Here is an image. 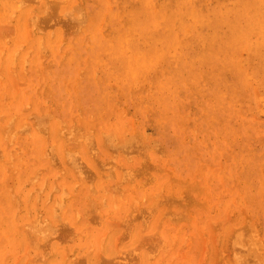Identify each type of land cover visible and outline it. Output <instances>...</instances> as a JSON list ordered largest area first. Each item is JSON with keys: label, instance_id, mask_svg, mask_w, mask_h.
Masks as SVG:
<instances>
[{"label": "rangeland", "instance_id": "374dc122", "mask_svg": "<svg viewBox=\"0 0 264 264\" xmlns=\"http://www.w3.org/2000/svg\"><path fill=\"white\" fill-rule=\"evenodd\" d=\"M17 1L19 4L20 0H1L2 3L8 4L7 9H9V12L7 10H0V16L2 17L0 18V30L2 31V29L5 30L6 28L8 30V27H10V25H13L12 27L14 28L13 31L9 28L13 34L8 37H3L6 40H2L3 38L0 39L4 42L3 43L2 41H0V77H2L0 78V89L2 90V92L0 90V156L3 159L1 157L0 158L2 160H8L11 157V161L8 160L9 163L7 161L8 164H4L0 159V194L2 193L4 196L11 194V196H8V199L5 197V201L7 202L5 204V207L3 206L0 208V217H10L9 220L4 219L5 222H14L12 227L10 228L9 226V230L6 231V235L8 234L9 236L13 232L14 235H11V237H13L11 238L9 236H6L8 238L7 241L3 239L6 242H2V246L3 244H5V246L1 247L0 250V264H13V256L18 254L19 258L15 259L14 264H48V262L50 264H72L71 260L73 264H97V259L99 260L102 258L103 259L101 261L104 262L105 260L108 262H110L111 260L113 262L115 260V262L119 261L121 264H129V260L125 262L123 261V258H126L125 256L129 257L128 253L130 252L129 250L131 248L133 249V251H145L144 253H147L148 255L147 257L145 254V258L149 260V264H264V140H261L262 138H264V126H262L264 125V63H262L264 62V59H262L264 58V42H262L264 41V35H260L258 32L261 26L264 27V25H262V23H264V20H259L258 23V19L260 17H264V2H262V5L257 6L254 4L259 0H251V2H248V0H169L171 3L168 0H147V2L145 0V5H147L145 7L144 0H64L65 4L62 2L63 0H36V2L32 0L33 2L30 1L32 3H30L29 0H21L23 4L24 1H27L24 5L22 3H20L22 5H17ZM45 1L49 6L47 4H44ZM48 1H50L51 3L53 2V4H57L58 2V8L56 7L57 10L55 9V7H53L54 9L51 8L52 4L48 3ZM61 2L63 4H60ZM226 3L229 5V8H231V10L228 8V5ZM237 4H239L240 6H238ZM16 5L20 7L16 8ZM73 5L75 8L70 7ZM169 5L170 9L168 8ZM181 5L185 6L188 10L186 12V15H188V17L185 15V18L183 17L182 19L184 23L190 25L189 27L191 28L189 32H183V35H179L178 32H180V30L176 29L181 24L179 23ZM190 5L191 8H189ZM192 5L194 8L192 7ZM44 6H46L49 10H56L54 12L57 13L54 14L53 11L45 10L46 7ZM135 6L137 9L135 8ZM79 7L80 10L77 11L76 9H79ZM139 8L142 10H140ZM206 8L207 10H204ZM10 9L16 10L15 12L13 11V16H10L9 14L12 12V10L10 11ZM64 9L67 11L61 13L62 11H64ZM99 9L101 15L103 16L101 19L103 21L101 22L100 20L98 21V24H96L95 34L99 41L106 40L112 35V29L111 27H107V25L105 24L106 21L109 22H107L108 25H116V27H119L120 29L122 25H125L127 23L126 21H128L129 17H131L135 22H140L142 25L144 23L143 20L146 19L145 17H147L148 15L160 16L163 13V15H168V18L172 17L170 18V26L171 30L176 33V35L175 40L173 38V42L171 40V43L174 44L175 42H179L182 40L180 45H174L173 47L172 44L167 43L168 41L164 37L166 36L164 34L151 36L152 34L146 33V35L148 34L147 36L144 35L141 38H138L136 36L137 29L139 28L137 24V28L135 26L133 27V38L129 37L127 39V41L129 39L133 40V44H137L139 40L137 47L134 44V47L136 48L133 47V50H128L127 48H125L123 49V51H121V54L116 53V57L119 58L116 59L115 62H118L120 64L130 62V67H128L129 65H127L123 68L124 77L131 76L133 72H135L136 67L146 66V72L148 73L150 78L156 80V84L154 87H162V91H160V89L159 92L156 91V93L152 95V98H148L147 94H143V92L141 91L143 100L139 96H135V100L128 99L127 97H124L117 93V91L114 89V87H116L115 81H112L114 83L110 82L108 85L104 86L106 90L105 99L108 98V100L104 103H101L104 106V110H100L101 112L91 108H85L82 105V102H80V97L83 95L89 101V106L92 104V102L98 95L99 88L97 80H99L101 76H105V73H107L104 70L101 58H97L100 61L93 62L91 63L92 65L88 62L89 56L96 55L97 53L96 51L90 49L92 48V39L90 36V27L92 25V22H90V20L93 19L94 14H97V10ZM131 9H134V11ZM225 9L229 11H225ZM156 10H158V13L155 12ZM72 11L74 12L76 20L72 19L74 21L72 22L71 20L72 23H70L71 18L68 17H70ZM199 11L203 13L201 14ZM218 11L220 14L218 13ZM241 11L242 13H240ZM67 12H69L70 14L66 15L65 13ZM194 12L197 13L198 17H196L197 15ZM20 13L22 14L17 17V15H19ZM225 13L227 14L225 15ZM44 14H50L48 16L53 15V17L55 18H52V20L51 17L47 18V16L45 17ZM64 14L66 15V17H64ZM76 14L77 16L79 15L80 19L79 17L77 18ZM40 15L44 16L45 18H42V16ZM239 15L241 17H239ZM38 16L41 18H39ZM125 16L127 18H125ZM138 16H140V19L138 18ZM36 17L38 19H41L40 22H45L46 18L49 19L50 22L47 21V23L49 22L48 25L50 24L49 27H47L48 25L46 24L47 26H45V28H42L39 23V28L43 30L41 32L38 28L39 25L37 27L33 25L34 20L36 21ZM190 17L193 19V23L194 20L198 21H195L197 24L194 23V25L196 26H192L191 24L193 23L189 24L191 22ZM194 17H196V19ZM254 18L257 19L258 23L254 28L256 31L250 27V25L256 23ZM4 19L6 21V25L8 24L9 26L3 28V26L5 25H2L5 22ZM29 19L30 21L33 20L32 22H30L33 24L28 23V25L30 24V27H28H34L32 29H28L30 31L32 30L31 33L33 34L29 33V37L31 35L32 36L30 38H27L28 35L26 31V24ZM81 19L83 21H80ZM198 19L204 21L203 24L201 21L199 22ZM203 19H208L209 23H211L213 20V22L210 24L211 26L209 25L210 27L208 26V28H202L205 24V20ZM219 20H221V22ZM222 21L224 23H222ZM228 21L229 25L227 26ZM56 22L57 24L62 25L58 26L57 24H55ZM159 22L161 23V20H159ZM219 22L222 24H219ZM75 23L78 25H76ZM20 24H22V27ZM64 24H66V26ZM88 24H91L90 27L88 26ZM16 25H18V27ZM215 25L217 26L215 27ZM139 26L141 25L139 24ZM37 28L39 29V31H37ZM209 28H213L215 31L212 29H210L209 31ZM68 29L71 30H69L70 32L68 31L67 33ZM240 29H242V31ZM20 30L21 32H19ZM49 30L51 33L49 32ZM202 30L207 35L204 36L199 33ZM11 31L9 32L10 34ZM62 32H64L63 34L65 36L62 34ZM7 33L8 32L6 31L3 34L6 35ZM18 33H20V38L19 35H16ZM23 33H25L24 37H22ZM208 33L212 37L215 36L210 39L211 42L209 40L211 36L208 37ZM215 33H217V35ZM233 33L234 35H232ZM243 33L245 35H243ZM225 34L227 36L226 38H223L222 36H225ZM251 34H253V36ZM228 37L231 39H229ZM242 37L246 43L244 42ZM203 38L205 39V41ZM216 38H220L222 42L221 40L220 42H217L218 40ZM240 38L241 40H239ZM163 39H166V41H163ZM235 39L237 41H235ZM160 40L162 41L160 42ZM149 41H151L152 44H150ZM154 41L156 43H154ZM38 42L42 43V45H37ZM187 42H189L190 45ZM212 42L214 43V45ZM145 43H147L148 45H146ZM162 43H167V47L165 46L164 48V45H162ZM206 44L208 48H205ZM57 45L58 47H56ZM2 46H4V48ZM17 46L20 47L17 49V52H15L17 54L15 55L14 53V56L10 55L11 53H13L12 51H14L16 49L15 47ZM39 46L40 48L42 46V48L45 49V54L39 53ZM150 47L151 49H149ZM209 47L210 50H208ZM160 50H162V52ZM171 50L172 53H170ZM184 50H186L187 52L185 53ZM200 50H203L202 52L205 51L206 53H208H202ZM248 51H250V53ZM247 52L249 54H247ZM124 55H126L127 58ZM12 57H14L13 62H15L13 66H11ZM227 57L231 61H227ZM77 58H80L81 60L79 62H76ZM9 60H11L10 66H8ZM22 61L23 63H27L23 64ZM185 61H188L189 63ZM38 63L41 64V69L39 68L40 65ZM187 64H191L192 66L189 65L190 67H188ZM22 67H24L23 70H21ZM8 69L12 73H14L15 77L13 75H10L11 77L8 75ZM34 69L35 71L37 70L38 74L34 71ZM234 70L239 71L242 76L246 74V77L244 76L243 79L239 72H236ZM22 71L25 72V76L22 74ZM124 72L128 73L125 74ZM20 74H22V76ZM232 75H235L236 77ZM23 77H25V79ZM11 78L15 79L18 83L21 84H17V86L20 85L19 87L15 85L18 90L12 88L10 91V88L13 86L12 83H15V80L14 82H11ZM86 78L90 79L94 83V85L92 84L91 87L87 85L84 86L83 83L85 82ZM226 80L229 81L227 82ZM246 80L248 83L246 82ZM236 81H238L239 84L242 82L240 84V86L242 87H240L238 85V82L236 83ZM8 82L10 83V86L12 85L11 87L8 86ZM64 82L66 83L65 85H63ZM61 84L63 86H60ZM85 88L90 91V97L84 93ZM232 91L235 92L233 93ZM223 92H225L226 94H224ZM1 93H3V95ZM94 94L95 97H93ZM229 96L231 99L229 98ZM221 97L223 98L221 99ZM233 97L234 99H232ZM126 98L127 100H125ZM2 100L5 101L1 102ZM42 100L43 102L45 101L44 104L42 103ZM232 100H234L235 102ZM27 102L29 103L27 105L28 107L26 106L27 110L25 111L26 107H24L25 105L23 106V104H27ZM232 103L237 105H233ZM1 104H3V107ZM21 104L22 107H20ZM4 105L8 108L3 109L5 108ZM149 109L151 111H149ZM45 113L49 114L50 116V118L48 117V120H45L46 118L44 119ZM184 114H186L187 116L185 117ZM32 115H34L35 118L32 117ZM42 115V119H44L46 122L48 121V123H46V126H44L45 124H42L43 120L40 124V121H38L37 119ZM45 116L47 117L48 115ZM52 117L55 118V120ZM10 119L11 121L8 122ZM39 120L41 119L39 118ZM58 120L60 121V125L57 124ZM22 121H24V124L22 123ZM130 121L131 123H129ZM36 122H39V125ZM21 123L23 124V130L25 126L26 129L28 127L30 128H28V134L24 132L26 129L22 131V129L20 128ZM61 123L64 124L62 125ZM10 125L13 126H11L13 128H11V132L9 130L10 133H12V130L16 131L17 129H21V131H19L21 132L20 134H18V132L15 135L18 130L16 132H13V135H15V140H9V137L6 138L7 136L4 135V133H6L5 129L4 132H2L3 130H1V128H4V126H6L8 131ZM72 126H74V130L77 129L75 130V132L73 131V133ZM57 127H59L60 131H62L61 133H64V128L66 132L69 131L67 132L68 134H75L76 132H80L81 138L80 136H77L78 140L76 139V137H74L73 139L71 138V134L67 137V139H69V142L67 141V143H65V140H67L66 137H64L65 139L60 135L59 137H56L55 134L51 132L52 128H54L56 131ZM126 129L128 132L126 131ZM124 132H126V134H124ZM24 133L25 135H21ZM90 133L91 138L93 139L94 137L92 143L93 146H90L92 142V139H89ZM101 133H104V138L107 134H110L109 136L107 135V138H105L106 144H110L111 149L109 151V146L107 147L108 149L102 146L105 144V139L102 138ZM7 134L9 135V133H6V135ZM64 134L65 136L68 135L66 133ZM123 134L124 138L126 137L125 139H129V137L132 138L129 139L130 142L128 144H125L126 149L122 147L123 145H121L124 143V141H128V139L124 141L121 140V136H123ZM142 134L145 135V138L143 136L141 137ZM42 135L46 136L44 141H46L47 145L44 144L45 142L43 141ZM85 135L89 136H87L86 138L91 141L90 143H88L87 139H82V137H84ZM9 136H11V134ZM257 136L260 138H258ZM139 137L143 139L142 142ZM135 138L138 141H136ZM79 139L81 141H79ZM102 139L104 141H102ZM110 139H113L114 141H111ZM131 140H134L138 143L141 142V144H139L141 146H147L148 149L142 146V149H146V151L144 150L145 152H143L145 153V156L141 155L142 152L139 148H137L139 149V151L137 149H134L135 151H138L136 152L139 154V156L132 155L136 153L134 150H130L133 149L131 148L133 147L132 145L136 147L138 144L136 143L137 145H131ZM84 141L86 143L84 144L86 145V149L87 146H90L91 149H94L95 147L97 148L94 151L95 155L92 156L93 151H90V148L88 149L90 151L89 153L85 150L82 143ZM111 144L113 146H111ZM128 145H131L130 149L127 148ZM37 146H39V151ZM50 146H52L53 150L48 149ZM62 146L65 147V153L62 150ZM116 147H119L120 149H115ZM121 148H123L125 151L122 152L123 149ZM127 149H129L130 152H128ZM156 149H158L159 151ZM49 150L54 151L51 153L52 155H50ZM114 150L117 151H115L117 154H114ZM126 151L130 153V155L128 153L123 154ZM8 152L10 153V157H8ZM66 152L69 155H66ZM160 152H163V156ZM64 154L67 156V160L68 157L69 160L71 159L70 156L73 158L70 160L71 162L69 160V162L66 160V156ZM72 155H77L80 157V159L78 158V160H76L77 157L74 159L75 156ZM124 155L129 156L126 157L127 160L124 159ZM146 155H148L149 158H146ZM50 156H52V158L54 156L59 163L56 161V159L53 160L54 158H50ZM91 156L93 159L91 158ZM113 156H116V163L112 161L113 163L111 166L109 163H111V160L114 159ZM36 157L37 159H35ZM111 157H113V159H111ZM130 158L132 159L131 162H129ZM147 159H150L148 160L149 164L145 163ZM75 160L78 162H76ZM79 160L83 162L81 163L83 165L79 163ZM64 161H66V164L69 163V167L64 163ZM75 162L78 164H75ZM107 162L109 163L107 164ZM71 163L74 164L75 169L79 164L81 166H87L82 168L81 171L85 169L86 173H91L92 177L94 174V176L97 177H94L95 180L93 179V185L91 183L93 189L91 188V186L90 188H88L90 194H88L89 191L87 190L88 184L85 182L86 180L84 181L86 177L83 179L84 176L82 175V173V177L81 175H79V178H81V180L75 177V174L77 175V172L80 174L81 171L79 172L78 170L81 169V166L79 167V169H76V171L72 168L73 165ZM144 164L147 166H145ZM201 164L205 165L202 166ZM96 165L99 166V169L100 167H102L101 169L104 170V172L101 169L100 170L103 174H99L100 170L96 168ZM150 165L152 166L151 168L148 167ZM55 166H58V169H61L62 172H59L57 169H55ZM108 166L111 167V170L112 168H114V171H112L113 173L109 172L111 170H109L110 168ZM116 166H119L121 170ZM141 166L143 168H141ZM43 168L44 170L38 171L39 169ZM139 168H141V170L144 169V171L139 170ZM148 168H150V170ZM155 168H159V170H164L165 168L166 170H164L163 172H159V170L156 169L158 171L157 172L156 170H154ZM169 168L172 169L170 170ZM90 169L91 171H89ZM128 169L130 171L132 169L139 170H134L136 171L135 174L137 172L139 173H137L138 175L136 174L137 178H135L134 172L133 178V176L131 175L132 171L130 172ZM198 169L201 172H199L200 174H198ZM125 170H128L129 172H126ZM34 171L37 172V177H33L35 173ZM121 171H124V173H122ZM165 171H169V173ZM83 172L85 173V171ZM125 172L127 174H125ZM144 172L150 173L146 175H150L149 177H151L147 178V181L145 177H142L145 174ZM140 173L142 174L140 175ZM5 174H7V177L5 176ZM100 175H104L103 179L100 178L102 177ZM124 175L126 177H124ZM151 175L154 177V179H152ZM171 175L174 180L176 179L174 182H176L178 179L181 180H178L180 183L184 182V180H192V182L190 181L191 183L189 182V186H191V188H194V186L196 187L194 189L188 188V181L186 182L188 189L186 188L185 183H183L184 185L180 184L179 182L178 184L173 183V179H171L172 177H170ZM28 176H30L31 179H35L36 177V179L34 180V182L33 180L32 182L29 180L31 182L30 183L27 180ZM90 176L87 177L91 178ZM112 176H114L115 180L111 179L113 178ZM120 176H123L124 178H120ZM75 179L78 180V182L76 181L77 184L74 182ZM121 179H127V181L123 180L124 182L122 183V181H120ZM3 180H5L6 182H4ZM24 181L25 184L23 185ZM196 181L198 183H196ZM132 182L133 184L135 183L134 185H144V187H142L143 191L139 186V189H137L138 187L134 185L131 187L132 189H129ZM156 182H158V184H156ZM202 182L204 183V185ZM32 183H34V185ZM74 183L75 186L72 187ZM195 183L197 185L199 184L200 186L193 185ZM53 185L55 187L54 189L52 188ZM161 185L162 188L160 189ZM61 187H63V189ZM96 187H99V192L95 191ZM116 187H118V189H116ZM226 187L228 189H231V191L225 190ZM6 188H10V190H7ZM40 188L41 191L39 190ZM60 188L65 195L68 194L67 197L64 198V194ZM104 188L107 189L110 193H105V195L102 196V190H104ZM5 189L6 191H8L7 193H5L6 191L4 192ZM51 189L53 190L51 191ZM113 189H115L116 191ZM189 189H191L192 191ZM59 194H63V196L61 195L62 197H60ZM9 197L13 199V201ZM101 197L103 198V200ZM156 197H158V199ZM15 198L18 202H15L18 210L15 209V203L13 205V202L16 201ZM87 198L90 205L93 202L95 203H93L92 205L93 211H95L94 209H96V207L94 208V205H100L99 202L105 204L104 206L107 208L105 209L101 204V207L103 208H100L99 211L96 209L98 212H89L88 210L90 208L88 209V206L85 205L88 204ZM112 198L113 200H111ZM61 200L62 204H60ZM100 200H102L103 202ZM156 200H158V202ZM233 200L235 201V203ZM54 201L57 203L58 207L61 206L63 211L61 209L58 211L57 205L53 207V205L56 204ZM165 201H167V203ZM58 203L60 204V206ZM157 203H159V205ZM114 205L117 206V208H115ZM151 205L154 206V208L151 207ZM73 209H75L74 211L77 212V214L74 212L76 216L78 215L77 217H75L77 218L75 219L76 221L73 219ZM25 215H27L28 217H26ZM103 215L109 217L108 218L105 216L107 218V221L110 218L112 219V226L109 222L111 221V219L108 221V224L111 226V228L107 224L106 218L104 220ZM2 218H0V220H2ZM98 218H100L99 221H97ZM121 218L123 219L121 220ZM44 219L47 222H45ZM115 219L118 220V223L121 221L122 222L120 224L116 222V224ZM141 219L143 220L141 221ZM63 220L65 222L67 221V225L69 227H72L73 231L70 230L72 228L69 227H66L65 229L66 223L64 224ZM58 221H63L62 224H64V227L62 224H58ZM29 222L31 223V225H29L30 227L33 225L35 226L34 223L38 222V225L36 224V226H39L41 224L39 226L41 229L42 226L46 224L43 227V231H45L46 233L44 237H47L48 234H52L53 236L57 234L59 237H57V235L56 237H53L51 235L52 238H54L52 239L50 235H48V238L50 237V239L46 240V238L44 239V241L46 240V242H49V247L48 242H44L47 244H45L44 246L42 245L43 241H41L43 239L38 241L39 237H37V242L40 244L42 242V250L39 247L40 245L38 246V243H34V241L32 240L29 241L33 242L34 244L31 243L33 245L28 246L26 240H28V238H30L29 236L32 235L31 231L33 229L32 227L29 228L28 226L27 229L29 230V233L31 235L27 234L28 238H25V231L28 230H25L24 226L26 224L28 225ZM23 223L25 224L23 225L24 228L21 227V229L23 230H21L20 228H16ZM159 223L160 225H158ZM126 224L128 225L126 226ZM122 225H124V227ZM141 226H144L145 228ZM156 226L157 228L154 229ZM30 229L32 230L30 231ZM37 229L35 230L37 231ZM157 229L159 230L158 232ZM164 229H166V234H164ZM39 232L42 231L40 230L37 234L35 233L36 236L39 234L43 235V232ZM67 232L68 234H71L73 232L74 233L71 234V236L66 237L68 236V234H66ZM103 232H105V234ZM1 233L2 232H0V235ZM3 233L1 236L4 235ZM147 235L149 237H145ZM33 236L35 238V235H32L31 237L33 238ZM13 238L14 241H12ZM55 238L60 239L56 241ZM63 238H69L65 240H68V242L70 240L71 241L69 243L67 241L66 243H64L65 240L63 241ZM147 240H149V243H147ZM53 244L54 249L51 247ZM26 245L28 246V248L26 250V253L24 254L22 252L25 251ZM34 245L37 246V249L39 248V251L37 249H32V247H35ZM138 245L139 247H143L137 250ZM21 246L23 248V251ZM134 246L137 248H135ZM5 247L6 249L8 248L7 250L9 254L7 253V250H4ZM133 247L136 250H134ZM45 248L46 250H48V253L46 252V250L44 251ZM155 248L156 250H154ZM10 249H14L15 251L13 250L11 252ZM40 250L43 251L44 255L42 254V259L40 258L42 261L37 263L34 258L37 257V253L38 257L41 255H39ZM125 251H128V253ZM20 253L22 254L20 255ZM99 253L101 255H98ZM33 255H35L34 258ZM14 257L16 258L17 256ZM26 257H28V259ZM81 257L83 258L81 259ZM131 258L134 259V256H132ZM36 259L40 260L39 258ZM73 259H75V261ZM80 261L82 263H78ZM134 263V261L133 263L130 262V264Z\"/></svg>", "mask_w": 264, "mask_h": 264}, {"label": "bare ground", "instance_id": "6f19581e", "mask_svg": "<svg viewBox=\"0 0 264 264\" xmlns=\"http://www.w3.org/2000/svg\"><path fill=\"white\" fill-rule=\"evenodd\" d=\"M27 1H28V0H27ZM27 1H26V2H27ZM30 1H32V0H29V2H30ZM34 1L36 2V0H34ZM37 1H38V0H37ZM60 1H61V0H60ZM123 1H124V0H123ZM137 1H138V0H137ZM140 1H143V0H140ZM153 1H154V0H153ZM160 1H161V0H160ZM168 1H169V0H168ZM218 1H219V0H218ZM222 1H223V0H222ZM224 1H225V0H224ZM238 1H242V0H238ZM249 1L251 2V0H248V2H249ZM13 2H14V1H13ZM26 2L24 1V4H25ZM32 2H33V1H32ZM32 2H30V3H32ZM62 2L64 3V0H63ZM62 2H61L60 4H63ZM65 2H66V1H65ZM116 2H117V1H116ZM144 2H145V0H144ZM146 2H147V0H146ZM146 2L144 3V5L146 4ZM169 2H170V1H169ZM213 2H214V1H213ZM262 2H264V0H262V1L259 0V1H257L254 5H257V6H258V5H262ZM8 3H9V2H8ZM16 3H17V5H19L20 3L23 4V2H21V0H20L19 4H18V1H17ZM48 3L52 4V5H51L52 7L50 6L51 8L55 7V9L57 10V8H58L57 4H59L58 2H57V4H55V3L53 4V2L51 3L50 1H48ZM120 3H121V2H120ZM128 3H129V2H128ZM139 3H142V2H139ZM139 3H138V4H139ZM170 3H171V2H170ZM170 3H169V4H170ZM174 3H175V2H174ZM22 4H20V5H22ZM24 4H23V5H24ZM35 4H36V3H35ZM37 4H38V2H37ZM44 4H45V5L47 4L46 1L44 2ZM64 4H65V3H64ZM103 4H104V3H103ZM208 4H209V3H208ZM226 4H227V3H226ZM247 4H248V3H247ZM249 4H250V3H249ZM9 5H10V4H9ZM17 5H16V8H19L20 6H17ZM41 5H42V4H41ZM47 5H48V4H47ZM75 5H76V4H75ZM119 5H120V4H119ZM119 5H118V6H119ZM141 5H143V4H141ZM167 5H168V4H167ZM175 5H176V4H175ZM219 5H220V4H219ZM223 5H225V4H223ZM227 5H228V4H227ZM237 5L240 6L239 4H237ZM241 5H242V4H241ZM244 5H245V4H244ZM48 6H49V5H48ZM76 6H77V5H76ZM139 6H140V5H139ZM146 6H147V5H145V7H146ZM214 6H215V5H214ZM249 6H250V5H249ZM252 6H253V5H252ZM0 7H1L0 10H3V11H6V10H7V11L9 12V9H7L8 4H7V3H2L1 0H0ZM44 7H46V6H44ZM50 7H49V8H50ZM56 7H57V8H56ZM70 7H74V5H73V6H70ZM145 7H144V8H145ZM169 7H170V5L168 6V8H169ZM192 7H193V5H192ZM215 7H216V6H215ZM234 7H235V6H234ZM243 7H244V6H243ZM14 8H15V6H14ZM74 8H75V7H74ZM135 8H136V6H135ZM141 8H142V7H141ZM144 8H143V9H144ZM189 8H191V5H190ZM193 8H194V7H193ZM195 8H196V7H195ZM217 8H219V7H217ZM217 8H216V9H217ZM228 8H229V5H228ZM228 8H227V9H228ZM237 8H240V7H237ZM246 8H248V7H246ZM246 8H245V9H246ZM53 9H54V8H53ZM136 9H137V8H136ZM139 9H140V8H139ZM155 9H157V8H155ZM169 9H170V8H169ZM213 9H214V8H213ZM216 9H215V10H216ZM229 9L231 10V8H229ZM254 9H255V8H254ZM258 9H259V8H258ZM11 10H12V12L9 13V14H10V16H13L12 13H13V11L15 12L16 10H15V9H10V11H11ZM39 10H41V9H39ZM45 10H49V9H47V7H46ZM56 10H54V11H56ZM71 10H72V8H71ZM76 10L79 11V10H80V7H79V9L77 8ZM131 10L134 11V9H131ZM140 10H142V9H140ZM144 10H145V9H144ZM144 10H143V12H144ZM177 10H178V9H177ZM189 10H192V9H189ZM199 10H200V9H199ZM204 10H207V8L204 9ZM242 10H243V9H242ZM252 10H253V9H252ZM22 11H23V10H22ZM49 11H53V10L50 9ZM49 11H47V12H49ZM54 11H53V12H54ZM65 11H67V10L64 9V11H62L61 13H64ZM69 11H70V10H69ZM77 11H76V12H77ZM137 11H138V10H137ZM149 11H150V10H149ZM157 11H158V10H156L155 12L158 13ZM173 11H174V9H173ZM187 11H188L187 8H186L185 6H183V5H181L180 16H179V19H180L179 23H181V24H180V26H179L178 28H176L177 30H178V29L180 30V32H178L179 35H183V34H184L183 32H189V31L191 30V28L189 27L190 25L184 23V21H183V19H182L183 17L185 18V15H186V12H187ZM192 11H195V10H192ZM225 11H229V10H226V9H225ZM234 11H235V9H234ZM234 11H233V12H234ZM253 11H254V10H253ZM28 12H29V11H28ZM126 12H127V10H126ZM143 12H142V13H143ZM146 12H147V11H146ZM169 12H170V11H169ZM199 12H200V11H199ZM211 12H212V10H211ZM223 12H224V11H223ZM244 12H245V11H244ZM244 12H243V13H244ZM254 12H255V11H254ZM44 13H45V12H44ZM55 13H57V12H54V14H55ZM72 13H73V15H72ZM72 13H71V14H70L69 12L65 13L66 15H67V14H70V17H68V18H71V19H70V23H72L74 20H76V17H75V15H74V12H73V11H72ZM110 13H111V12H110ZM117 13H118V12H117ZM188 13H189V12H188ZM194 13L197 15L196 12H194ZM200 13H201V12H200ZM202 13H203V12H202ZM202 13H201V14H202ZM213 13H214V12H213ZM218 13H219V11H218ZM227 13H228V12H227ZM227 13H225V15H226ZM230 13H231V12H230ZM240 13H242V11H241ZM248 13H249V12H248ZM251 13H252V12H251ZM21 14H22V13H20L19 15H17V17H19ZM23 14H24V13H23ZM65 14H64V15H65ZM106 14H107V13H106ZM111 14H112V13H111ZM128 14H129V13H128ZM128 14H127V15H128ZM134 14H136V13H134ZM168 14H169V13H168ZM170 14H171V13H170ZM191 14H192V13H191ZM191 14H190V15H191ZM215 14H216V13H215ZM215 14H214V15H215ZM219 14H220V13H219ZM222 14H223V13H222ZM7 15H8V14H7ZM44 15H45V17L47 16V18H49V17H51V19H52V18H55V17H53V15H52V16H48V15H50V14H47V15L44 14ZM66 15H65L64 17H66ZM122 15H123V14H122ZM125 15H126V14H125ZM129 15H130V14H129ZM129 15H128V16H129ZM190 15H189V16H190ZM192 15H193V14H192ZM214 15H213V16H214ZM234 15H235V13H234ZM236 15H237V14H236ZM244 15H245V14H244ZM250 15H251V14H250ZM253 15H254V14H253ZM260 15H261V14H260ZM40 16H42V15H40ZM58 16H59V15H58ZM61 16H62V15H61ZM68 16H69V15H68ZM72 16H74V17H72ZM76 16H77V14H76ZM130 16H131V15H130ZM146 16H147V15H146ZM186 16L188 17V15H186ZM211 16H212V15H211ZM245 16H246V15H245ZM261 16H262V15H261ZM38 17H39V16H38ZM43 17H44V16H42V18H43ZM45 17H44V18H45ZM78 17H79V15L77 16V18H78ZM102 17H103V16L101 15V13H100V9H99V10H97V14H94L93 19L90 20V22H92V25L90 24L91 27H90V25L88 24V26L90 27V30H91V31H90V36H91V39H92V44H91L92 48H90V49L93 50V51H96V52H97L96 55L89 56V58H88V62H89L90 64L93 63V62H99L100 60L97 59V58H101V60H102V62H103L104 70H105L107 73H110V74L105 73V76L103 75V76L100 77L99 80H97V84H98V88H99V90H98V95H97V97L94 99V101L92 102V104H91L90 106H89V101L85 98V96L82 95V96L80 97V102H82V105H83L85 108H91V109L98 110V111H100V110H104V109H103L104 106H103L101 103H104V102H106V101L108 100V98L105 99V97H106V90H105V87H104V86L108 85V84H109L110 82H112V81H115V85H116V87H114V89L117 91V93H118L119 95H122V96L127 97L128 99H132V100H135V96H139V97L143 100V97L141 96V95H142V94H141V91L143 92V94H144V93L147 94L148 98H152V95H153L154 93H156V91L159 92V89H160V91H162V87H161V88H160V87H156V88L154 87L155 84H156V80L150 78V76H149L148 73L146 72V66H143V67L138 66V67H136V65H135V67H136L135 72H133V74H132L131 76H126V77H124V75H123V68H124V66L126 67L127 65H129L128 67H130V62H125V61H126V59H125V61H124L125 63L120 64V63H118V62H115V60L119 58V57H116V53H118V54L120 53V54H121V53H122L121 51H123V49H125V48H127L128 50H129V49H130V50H133L134 44H135L136 47H137V44L139 43V40H138V39H137V40H138V43H137V44H136V43L133 44V40H130V39L127 41V39H128L129 37L133 38V32H134V31H133V27L135 26V27L137 28V26H136L137 24H138V27H139V28L137 29V33L135 32L137 35H136V34H135V35H136L138 38H139V37L141 38L142 36L146 35V33H150V34H152L151 36H158V35L164 34V35H166V36H164V37L167 39V41H168L167 43L172 44V43H171V40H172V42H173V38H174V40H175V35H176V33H174V32L171 30V26H170V18H172V17H169V18H168V15H167V16H166V15H163V13H162L160 16H158V15H148L147 17H145L146 19L143 20V21H144L143 25H142L140 22H135V21H133V19H132L131 17H129V18H128V21H126L127 23H126L125 25H122V26L120 27V29H119V27L117 28L116 25H114V26H113V25H108V24H107L108 21L105 20V21H106L105 24L107 25V27H108V28L111 27V29H112V30L110 29L111 32H112V35H111L110 37H108L106 40H100V41H99L98 38L96 37L95 31H96V24H98V21H100V20L102 19ZM187 17H186V18H187ZM196 17H198V15H197ZM196 17H194V18L196 19ZM207 17H208V16H207ZM209 17H210V16H209ZM237 17H238V16H237ZM239 17H241V16L239 15ZM253 17H254V16H253ZM257 17H258V15H257ZM0 18H2V17L0 16ZM11 18H12V17H11ZM27 18H28V17H27ZM39 18H41V17H39ZM47 18H46V20L43 19V20H45L46 23L43 22V21L40 22L41 19H38L37 17H36V21H39V22H36V21L34 20V22H33L34 24H33V23H30V22H32L33 20L30 21V19H29V20H28L29 22L26 20V21H27V24H26V25H27V26H26V29H27V30H26V31H27V35H28L27 38H30V37L32 36V35H31V36L29 37V33H31L32 30L30 31V30H28V29H32L34 26L37 27V26L39 25V23H40V25H41L42 28H43V27L45 28V26H47L48 23L50 22L49 19H47ZM56 18H57V17H56ZM125 18H127V17L125 16ZM130 18H131V22H130ZM138 18L140 19V16H138ZM174 18H175V17H174ZM204 18H205V16H204ZM211 18H212V17H211ZM34 19H35V18H34ZM58 19H60V18H58ZM72 19H74V20H72ZM79 19H80V17H79ZM84 19H85V18H84ZM179 19H178V20H179ZM217 19H218V18H217ZM240 19H241V18H240ZM254 19H255V18H254ZM6 20H7V19H6ZM23 20H24V19H23ZM52 20H53V19H52ZM54 20H55V19H54ZM61 20H62V19H61ZM61 20H60V21H61ZM67 20H68V19H67ZM71 20H72V22H71ZM96 20H97V21H96ZM159 20H161V23L159 22ZM178 20H177V21H178ZM190 20H191V22H190L189 24L193 23V19H192L191 17H190ZM198 20H199V19H198ZM203 20H205V19H203ZM214 20H215V19H214ZM223 20H224V19H223ZM230 20H231V19H230ZM233 20H234V19H233ZM236 20H237V19H236ZM238 20H239V19H238ZM242 20H243V18H242ZM247 20H248V19H247ZM249 20H250V16H249ZM249 20H248V21H249ZM259 20H264V17H260V18L258 19V23H259ZM4 21H5V19H4ZM47 21H49V22L47 23ZM58 21H59V20H58ZM80 21H83V20L81 19ZM102 21H103V20H101V22H102ZM177 21H176V23H177ZM195 21H197V20H194V23L197 24ZM200 21H201V19L199 20V22H200ZM210 21H211V20H210ZM219 21L221 22V20H219ZM226 21H227V19H226ZM255 21H256V23H253L252 25H250V27L253 28V29H254L255 26H257V24H258V23H257V19H255ZM52 22H53V21H52ZM197 22H198V21H197ZM201 22H202V24H203L204 21H201ZM212 22H213V20H212ZM212 22H211V23H212ZM216 22H217V21H216ZM216 22H215V23H216ZM220 22H219V24L224 23L223 21H222V23H220ZM230 22H232V21H230ZM240 22H241V21H240ZM28 23L33 24L34 26H33L32 28H29V27H30V24L28 25ZM35 23H36L37 25H36ZM41 23H42V24H41ZM44 23H45V25H44ZM53 23H54V22H53ZM58 23H60V22H58ZM62 23H63V22H62ZM76 23H77V22H76ZM76 23H75V24H76ZM78 23H80V22H78ZM108 23H109V22H108ZM179 23H178V24H179ZM194 23L191 24V25H192V26H196V25H194ZM211 23H209L208 19H206V20H205V24L203 25L204 27H202V28H205V27L208 28V26H209ZM227 23H228V24H227V26H228V25H229V21H228ZM232 23H234V22H232ZM238 23H239V22H238ZM260 23H261V22H260ZM4 24H5V25H4ZM46 24H47V25H46ZM51 24H52V23H51ZM55 24H57V22H56ZM139 24H140L141 26H139ZM173 24H174V23H173ZM199 24H200V23H199ZM216 24H217V23H216ZM242 24H243V23H242ZM2 25H4L3 28L9 26L8 24L6 25V21H5ZM20 25H21V27H22V24H20ZM40 25L38 26V28L40 27ZM42 25H43V26H42ZM49 25H50V24H49ZM49 25H48L47 27H49ZM57 25L60 26V25H62V24H60V25L57 24ZM64 25L66 26V24H64ZM76 25H78V24H76ZM76 25H75V26H76ZM232 25H233V24H232ZM262 25H264V23H262ZM12 26H13V25H10V27H8V30H7V28H6L5 30H6L8 33L11 31L10 29H12V31H13L14 28H13ZM16 26L18 27V25H16ZM28 26H29V27H28ZM31 26H32V25H31ZM52 26H53V25H52ZM54 26H55V25H54ZM79 26H80V24H79ZM79 26H78V27H79ZM198 26H199V25H198ZM210 26H211V25H210ZM210 26H209V27H210ZM213 26H214V25H213ZM216 26H217V25H215V27H216ZM241 26H242V25H241ZM243 26H244V25H243ZM247 26H248V25H247ZM27 27H28V28H27ZM69 27H70V26H69ZM176 27H177V26H176ZM236 27H237V26H236ZM9 28H10V29H9ZM38 28H37V29H38ZM50 28H51V27H50ZM52 28H53V27H52ZM61 28H63V27H61ZM65 28H66V27H65ZM194 28H195V27H194ZM198 28H199V27H198ZM230 28H231V27H230ZM234 28H235V27H234ZM242 28H244V27H242ZM0 29H1V26H0ZM39 29H40V28H39ZM39 29H38L37 31H39ZM48 29H49V28H48ZM134 29H135V28H134ZM210 29L214 30L213 28H209V31H210ZM215 29H216V28H215ZM5 30L2 29V31L6 32ZM21 30H22V28H21ZM21 30H20L19 32H21ZM44 30H46V29H44ZM69 30H71V29H68V30H67V33H68ZM98 30H99V29H98ZM195 30H197V29H195ZM218 30H219V29H218ZM223 30H224V29H223ZM235 30H236V29H235ZM238 30H239V27H238ZM240 30L242 31V29H240ZM249 30H250V29H249ZM254 30H255V29H254ZM0 31H1V30H0ZM2 31L0 32V34H2V35H0V39H2V38L5 37V36H6V37L11 36V35L13 34L12 31H11V34L9 33L10 35H9L8 33L5 35V34H3L4 32H2ZM28 31H29V32H28ZM40 31L42 32L43 30L40 29ZM147 31H148V32H147ZM181 31H182V32H181ZM214 31H215V30H214ZM214 31H213V32H214ZM220 31H221V30H220ZM226 31H227V29H226ZM228 31H229V30H228ZM250 31H251V30H250ZM255 31H256V30H255ZM49 32H50V30H49ZM69 32H70V31H69ZM191 32H192V31H191ZM221 32H222V31H221ZM231 32H232V31H231ZM234 32H235V31H234ZM237 32H238V31H237ZM258 32H259L260 35H264V27L261 26ZM50 33H51V32H50ZM50 33H49V34H50ZM63 33H64V32H62V34H63ZM75 33H76V32H75ZM182 33H183V34H182ZM199 33H201V34L204 35V36L207 35L203 30L200 31ZM209 33H210V32H209ZM209 33H208V37L211 36V35H209ZM227 33H228V32H227ZM250 33H252V32H250ZM255 33H256V32H255ZM19 34H20V33H18V34H16V35H19ZM31 34H33V33H31ZM65 34H66V33H65ZM194 34H195V33H194ZM194 34H193V35H194ZM210 34H211V33H210ZM213 34H214V33H213ZM215 34L217 35V33H215ZM220 34H223V33H220ZM236 34H237V33H236ZM24 35H25V33H23V36H22V37H24ZM63 35H64V34H63ZM67 35H68V34H67ZM147 35H148V34H147ZM147 35H146V36H147ZM196 35H197V34H196ZM229 35H230V34H229ZM232 35H234V33H233ZM238 35H240V34H238ZM243 35H245V34L243 33ZM251 35L253 36V34H251ZM64 36H65V35H64ZM90 36H89V37H90ZM136 36H134V37H136ZM199 36H200V35H199ZM199 36H197V37H199ZM221 36H222V35H221ZM226 36H227V35L225 34V36H222V37H223V38H224V37L226 38ZM22 37H21V38H22ZM98 37H99V36H98ZM164 37H162V38H164ZM213 37H215V36H213ZM213 37L211 36V37L209 38V40L212 39ZM238 37H239V36H238ZM19 38H20V35H19ZM143 38H144V37H143ZM145 38H146V37H145ZM228 38H229V37H228ZM236 38H237V37H236ZM249 38H250V37H249ZM258 38H259V37H258ZM166 39H165V40L163 39V41H166ZM192 39H193V38H192ZM203 39H204V38H203ZM203 39H201V40H203ZM206 39H207V38H206ZM216 39H217V38H216ZM229 39H231V38H229ZM233 39H234V38H233ZM242 39H243V37H242ZM2 40H6V39L3 38ZM2 40H0V41H2ZM25 40H26V39H25ZM145 40H146V39H145ZM148 40H149V39H148ZM152 40H153V39H152ZM156 40H157V39H156ZM201 40H200V41H201ZM217 40H218L217 42H220L221 39L219 38V39H217ZM227 40H228V39H227ZM239 40H241V38H240ZM243 40H244V39H243ZM40 41H41V39H40ZM40 41H39V42H40ZM146 41H147V40H146ZM161 41H162V40H160V42H161ZM181 41H182V40H181ZM181 41H179V42H175L174 44H172L173 47H174V45H180V44H181ZM204 41H205V39H204ZM212 41H213V40H212ZM233 41H234V40H233ZM235 41H237V40L235 39ZM246 41H247V40H246ZM251 41H254V40H251ZM256 41H257V40H256ZM259 41H260V40H259ZM2 42H3V41H2ZM39 42H38V44H37V43H36V44H37V45H42V43H39ZM136 42H137V41H136ZM144 42H145V41H144ZM149 42H150V44H152L151 41H149ZM201 42H202V41H201ZM210 42H211V40H210ZM215 42H216V41H215ZM221 42H222V40H221ZM223 42H224V41H223ZM244 42H245V40H244ZM262 42H264V41H262ZM3 43H4V42H3ZM147 43H148V42H147ZM147 43H145V44L148 45ZM154 43H156V42L154 41ZM167 43H166V44L162 43V45H164V48H165V46L167 45ZM187 43L189 44V42H187ZM196 43H197V42H196ZM203 43H204V42H203ZM207 43H208V42H207ZM212 43H213V42H212ZM232 43H233V42H232ZM232 43H231V44H232ZM245 43H246V42H245ZM245 43H244V44H245ZM255 43H256V42H255ZM76 44H77V43H76ZM231 44H230V45H231ZM250 44H251V43H250ZM252 44H253V43H252ZM20 45H21V44H20ZM20 45H19V46H20ZM37 45H36V46H37ZM159 45H160V44H159ZM189 45H190V44H189ZM200 45H201V44H200ZM202 45H203V44H202ZM208 45H209V44H208ZM210 45H211V44H210ZM213 45H214V43H213ZM217 45H218V44H217ZM217 45H216V46H217ZM21 46H22V45H21ZM21 46H20V47H21ZM160 46H161V45H160ZM222 46H223V45H222ZM233 46H234V45H233ZM242 46H243V44H242ZM251 46H252V45H251ZM256 46H257V45H256ZM2 47L4 48V46H2ZM20 47L17 46V47H15L16 49L13 48V49H15L16 51H15V50L12 51L13 53H11L10 55L14 56V53L17 52V49L20 48ZM56 47H58V45H57ZM136 47H134V48H136ZM151 47H154V46H151ZM151 47H150L149 49H151ZM166 47H167V46H166ZM187 47H188V46H187ZM202 47H203V46H202ZM230 47H231V46H230ZM188 48H189V47H188ZM205 48H208V47H207V44H206V47H205ZM13 49H12V50H13ZM159 49H160V48H159ZM167 49H168V48H167ZM2 50H3V49H2ZM2 50H1V52H2ZM128 50H127V51H128ZM136 50H137V49H136ZM203 50H204V48H203ZM203 50H200V51L202 52ZM208 50H210V47H209ZM221 50H222V49H221ZM39 51H40V52H39L40 54H41V53L45 54V49L42 48V46H41V48H40V46H39ZM41 51H44V52H41ZM124 51H126V50H124ZM146 51H147V50H146ZM160 51L162 52V50H160ZM164 51H165V50H164ZM184 51H185V53L187 52L186 50H184ZM217 51H218V50H217ZM136 52H137V51H136ZM244 52H245V51H244ZM248 52L250 53V51H248ZM248 52H247V54H249ZM255 52H256V51H255ZM255 52H254V54H255ZM142 53H144V52H142ZM170 53H172V50H171ZM202 53H206V52L204 51V52H202ZM207 53H208V52H207ZM207 53H206V54H207ZM16 54H17V53H15V55H16ZM97 54H98V55H97ZM123 54H124V52H123ZM130 54H131V53H130ZM136 54H138V53H136ZM158 54H159V53H158ZM164 54H165V52H164ZM197 54H198V53H197ZM200 54H201V53H200ZM247 54H246V55H247ZM27 55H28V54H27ZM126 55H127V54H126ZM126 55H124V56H126ZM24 56H26V55H24ZM37 56H38V55H37ZM120 56H121V55H120ZM144 56H145V55H144ZM146 56H147V54H146ZM158 56H159V55H158ZM158 56H157V57H158ZM192 56H193V55H192ZM206 56H207V55H206ZM121 57H122V56H121ZM204 57H205V56H204ZM10 58H11V57H10ZM13 58H14V57H12V65H11V66H13V65L15 64V62H13ZM126 58H127V56H126ZM141 58H142V57H141ZM158 58H159V57H158ZM189 58H190V57H189ZM246 58H247V57H246ZM246 58H245V59H246ZM22 59H23V57H22ZM130 59H131V56H130ZM134 59H135V58H134ZM138 59H139V58H138ZM172 59H173V57H172ZM206 59H207V58H206ZM206 59H205V60H206ZM228 59H229V58L227 57V61H231L230 59H229V60H228ZM258 59H259V58H258ZM262 59H264V58H262ZM262 59H261V60H262ZM80 60H81L80 58H77L76 62H79ZM135 60H136V59H135ZM135 60H134V61H135ZM205 60H204V61H205ZM221 60H222V59H221ZM221 60H220V61H221ZM10 61H11V60H9V64H8V66H10V64H11ZM23 61H24V59H23ZM23 61H22V63H23ZM40 61H41V60H40ZM119 61H120V60H119ZM129 61H130V60H129ZM202 61H203V60H202ZM202 61H201V62H202ZM185 62H188V61H185ZM189 62H190V60H189ZM189 62H188V63H189ZM205 62H206V61H205ZM238 62H239V61H238ZM241 62H242V61H241ZM26 63H27V62H24L23 64H26ZM148 63H149V61H148ZM180 63H181V62H180ZM182 63H183V61H182ZM192 63H193V62H192ZM195 63H196V61H195ZM199 63H200V62H199ZM199 63H198V64H199ZM207 63H208V61H207ZM249 63H250V62H249ZM262 63H264V62H262ZM23 64H22V65H23ZM38 64L40 65V66H39V65H38V66H39V68L41 69V67H42L41 64H40V63H38ZM154 64H155V63H154ZM178 64H179V62H178ZM241 64H242V63H241ZM91 65H92V64H91ZM139 65H140V64H139ZM187 65H188V64H187ZM189 65H191V64H189ZM189 65H188V67H190ZM196 65H197V64H196ZM261 65H262V64H261ZM182 66H183V65H182ZM191 66H192V65H191ZM199 66H201V65H199ZM234 66H236V65H234ZM248 66H249V65H248ZM128 67H127V68H128ZM174 67H175V65H174ZM193 67H194V66H193ZM242 67H243V66H242ZM249 67H250V66H249ZM8 68H9V67H8ZM23 68H24V67H22L21 70H23ZM147 68H149V67H147ZM236 68H237V67H236ZM35 69H36V68H35ZM35 69H34V71H35ZM40 69H39V70H40ZM133 69H134V68H133ZM152 69H153V68H152ZM191 69H192V68H191ZM226 69H227V68H226ZM242 69H243V68H242ZM251 69H252V66H251ZM126 70H127V69H126ZM129 70H130V69H129ZM129 70H128V71H129ZM193 70H194V69H193ZM230 70H231V69H230ZM9 71H10V70L8 69V71H7L8 75H9V76H10V75H11V76H12V75L14 76V73H12L11 71L9 72ZM130 71H131V70H130ZM234 71L239 72V71H237V70H234ZM259 71H260V70H259ZM4 72H6V71H4ZM22 72H23V73H22ZM22 72H21V73L24 75L25 72H24V71H22ZM35 72L37 73V70H36ZM224 72H225V71H224ZM229 72H230V71H229ZM241 72H242V71H241ZM124 73H125V72H124ZM127 73H128V72H127ZM127 73H125V74H127ZM179 73H180V72H179ZM179 73H178V74H179ZM5 74H6V73H5ZM22 74H20V75L22 76ZM37 74H38V73H37ZM154 74H155V73H154ZM228 74H229V73H228ZM231 74H232V73H231ZM234 74H235V73H234ZM239 74L241 75L240 72H239ZM109 75H110V77H109ZM229 75H230V74H229ZM240 75H239V76H240ZM257 75H258V74H257ZM11 76H10V77H11ZM24 76H25V75H24ZM153 76H154V75H153ZM179 76H180V75H179ZM186 76H188V75H186ZM216 76H217V75H216ZM232 76H235V75H232ZM239 76H238V77H239ZM241 76H242V75H241ZM244 76L246 77V74H244ZM244 76H242L243 79H244ZM255 76H256V75H255ZM14 77H15V76H14ZM224 77H225V76H224ZM235 77H236V76H235ZM242 77H241V78H242ZM257 77H258V76H257ZM0 78H2V77H0ZM12 78H13V77H12ZM12 78H11V79H12ZM23 78L25 79V77H23ZM218 78H219V76H218ZM220 78H221V77H220ZM215 79H217V78H215ZM250 79H251V77H250ZM258 79H259V78H258ZM260 79H262V78H260ZM6 80H7V79H6ZM14 80H15V79H12L11 82H14ZM162 80H163V79H162ZM183 80H184V79H183ZM235 80H236V79H235ZM247 80H248V79H247ZM247 80H246V82H247ZM252 80H253V79H252ZM7 81H8V80H7ZM23 81H24V80H23ZM226 81H227V80H226ZM228 81H229V80H228ZM228 81H227V82H228ZM238 81H239V80H238ZM238 81H236V83H237ZM241 81H242V80H241ZM249 81H250V80H249ZM16 82H17V81L15 80V83H14V84L12 83V85H13L14 87H13L12 85H11V86H12V87H11V86H10V83L8 82V86L11 87V88H10V91H11L12 88H13V89L15 88L16 90H18L17 87H19L21 84L18 83V82L16 83ZM73 82H74V81H73ZM227 82H226V83H227ZM261 82H262V81H261ZM5 83H6V82H5ZM112 83H114V82H112ZM211 83H212V82H211ZM229 83H230V82H229ZM233 83H234V81H233ZM241 83H242V82H241ZM241 83H240V84H241ZM247 83H248V82H247ZM249 83H250V82H249ZM257 83H258V82H257ZM17 84H20V85L17 86ZM65 84H66V83L64 82L63 85H65ZM74 84H75V83H74ZM83 84H84V86L87 85V86H90V87L92 86V84L94 85V83H93L90 79H87V78H86V80H85V82H84ZM240 84H239V82H238V85H239V86H240ZM15 85H16L17 87H16ZM22 85H24V84H22ZM63 85L61 84L60 86H63ZM113 85H114V84H113ZM230 85H231V84H230ZM260 85H262V84H260ZM234 86H236V85H234ZM239 86H238V87H239ZM153 87H154V88H153ZM168 87H169V86H168ZM240 87H242V86H240ZM83 88H84V87H83ZM200 88H201V87H200ZM219 88H220V87H219ZM225 88H226V87H225ZM229 88H230V87H229ZM106 89H107V88H106ZM202 89H203V88H202ZM230 89H231V88H230ZM237 89H240V88H237ZM0 90H1V89H0ZM65 90H66V89H65ZM67 90H68V89H67ZM81 90H82V88H81ZM84 90H85L84 93H85L87 96L90 97V91L87 90L86 88H85ZM196 90H197V88H196ZM172 91H173V90H172ZM226 91H227V90H226ZM1 92H2V90H1ZM169 92H170V91H169ZM230 92H231V90H230ZM232 92H233V91H232ZM234 92H235V91H234ZM234 92H233V93H234ZM239 92H240V90H239ZM241 92H242V91H241ZM253 92H254V91H253ZM223 93L226 94L225 92H223ZM1 94L3 95V93H1ZM4 94H5V93H4ZM201 94H202V93H201ZM240 94H241V93H240ZM244 94H245V93H244ZM257 94H258V93H257ZM22 95H24V94H22ZM227 95H228V94H227ZM227 95H226V96H227ZM219 96H220V95H219ZM226 96H225V97H226ZM235 96H236V94H235ZM240 96H241V95H240ZM242 96H243V94H242ZM242 96H241V97H242ZM12 97H13V96H12ZM93 97H95V94H94ZM3 98H4V96H3ZM3 98H1V99H3ZM127 98H126L125 100H127ZM222 98H223V97H221V99H222ZM229 98H230V96H229ZM230 99H231V98H230ZM232 99H234V97H233ZM244 99H245V98H244ZM12 100H13V99H12ZM241 100H242V99H241ZM4 101H5V100H4ZM4 101L2 100L1 102H4ZM222 101H225V100H222ZM232 101H234V100H232ZM7 102H8V101H7ZM44 102H45V101H44ZM44 102H43V100H42V103H43V104H44ZM220 102H221V100H220ZM234 102H235V101H234ZM28 103H29V102H27V104H23V106L25 105L24 107H26V106L28 105ZM58 103H59V102H58ZM108 103H109V102H108ZM224 103H225V102H224ZM5 104H6V102H5ZM8 104H10V103H8ZM135 104H137V103H135ZM232 104H233V103H232ZM1 105H2V107H3V104H1ZM233 105H237V104H233ZM219 106H220V105H219ZM219 106H218V107H219ZM238 106H239V105H238ZM4 107H5V105H4ZM20 107H22V104H21ZM27 107H28V106H27ZM27 107L25 108V111L27 110ZM148 107H149V106H148ZM7 108H8V107H5V108H3V109H7ZM117 108H118V106H117ZM219 108H220V107H219ZM3 109H2V110H3ZM238 109H239V108H238ZM242 110H243V109H242ZM149 111H151V110L149 109ZM211 111H212V110H211ZM100 112H101V111H100ZM43 115H44V114H43ZM43 115H42L41 117H38L37 119H38V121H40V124H41V122H42V120H43L42 124H45L44 126H46V125H47L46 123H48V121L46 122L45 120H48V117L50 118V116H49V114H46V113H45V115H48V116L46 117V116L44 115V119L46 118V119L44 120V119H42V118H43ZM123 115H124V114H123ZM121 116H122V115H121ZM184 116L186 117L187 115L184 114ZM240 116H241V115H240ZM27 117H28V116H27ZM29 117H30V116H29ZM32 117H34V115H32ZM34 118H35V117H34ZM39 118H40L41 120H39ZM52 118H53V117H52ZM87 118H88V117H87ZM130 118H131V117H130ZM252 118H253V117H252ZM12 119H13V117H12ZM53 119L55 120V118H53ZM109 119H110V118H109ZM257 119H258V118H257ZM117 120H118V119H117ZM130 120H131V119H130ZM10 121H11V119H10L8 122H10ZM33 121H34V120H33ZM35 121H36V120H35ZM118 121H119V120H118ZM118 121H117V122H118ZM8 122H7V125H8ZM57 122H58L57 124L60 125V121L58 120ZM159 122H160V121H159ZM163 122H164V121H163ZM22 123L24 124V121H22ZM22 123H21V127H20L21 129H22V127H23V124H22ZM36 123H37V122H36ZM38 123H39V122H38ZM38 123H37V124H38ZM129 123H131V121H130ZM188 123H189V122H188ZM61 124L63 125L64 123H61ZM189 124H190V123H189ZM7 125H6V126H7ZM38 125H39V124H38ZM6 126H4V128H1V130H3L2 132H4V129H5V132H6V133H9V135L11 134V136H9L8 134L6 135V133H4V135L7 136L6 138L9 137V138H8L9 140H12V139L15 140V135H16L19 131H21V129H20V130L17 129L18 131L15 129L17 132L12 130V133H10V132H11V128H12L13 126L10 125L9 128H8V131H7ZM11 126H12V127H11ZM40 126H43V125H40ZM190 126H191V125H190ZM262 126H264V125H262ZM262 126H261V127H262ZM34 127H35V126H34ZM177 127H178V126H177ZM259 127H260V126H259ZM28 128H29V127H28ZM28 128L26 129V126H25V127H24V130H25V129H26V130L24 131V130L22 129V131H24V132L27 133V131H29ZM37 128H38V126H37ZM43 128H44V127H43ZM179 128H180V127H179ZM12 129H13V128H12ZM29 129H30V128H29ZM180 129H181V128H180ZM9 130H10V132H9ZM57 130H59V131H57ZM70 130H71V129H70ZM75 130H77V129H75ZM75 130H74V126H72V133H73V131L75 132ZM244 130H245V129H244ZM88 131H89V130H88ZM126 131H127V129H126ZM13 132H16L15 135H13V134H14ZM51 132H52L53 134H55L56 137H57V136L59 137V135H60V136H62L63 138L66 137V139H67L68 136H70V135L72 134V133L68 134L67 132H69V131L66 132V130H65V128H64V129H63V132L66 133V134H68V135L65 136L64 133H61L62 131H60L59 127H57L56 131H55L54 128H52ZM127 132H128V131H127ZM20 133H21V132H19L18 134H20ZM28 133H29V132H28ZM28 133H27V134H28ZM37 133H38V131H37ZM57 133H58V134H57ZM61 134H62V135H61ZM75 134H77V135H75ZM75 134H72L71 138L74 139V137H76L77 140H78V137H77V136H80V138H81L80 132H79V133L76 132ZM78 134H79V135H78ZM88 134H89V132H88ZM101 134H102V138H103V139L107 138V137L110 135V134H109V135L107 134L108 136L106 135L105 138H104V137H103V136H104V135H103L104 133H101ZM124 134H126V132H124ZM124 134H123V136L120 135V136L123 138V139L121 138L122 141L128 139V138L125 139L126 137L124 138ZM144 134H145V133H144ZM144 134H142L141 137H142V136L144 137V136H145ZM21 135H25V133H24V134H21ZM38 135H39V134H38ZM40 135H41V134H40ZM42 136H43L42 138H43V141H44L46 136H44V135H42ZM87 136H88V135H87ZM87 136L85 135V136H84L85 138L82 137V139H87V138H86ZM89 136H90V137H89ZM89 136H88L89 139H92V138H91V133H90ZM125 136H126V135H125ZM131 136H132V135H131ZM12 137H14V138H12ZM51 137H52V135H51ZM62 137H60V138H62ZM110 137H111V136H110ZM110 137H109V138H110ZM113 137H115V136H113ZM128 137H129V136H128ZM257 137H258V136H257ZM261 137H262V136H261ZM49 138H50V137H49ZM111 138H112V137H111ZM139 138H140V137H139ZM144 138H145V137H144ZM248 138H249V136H248ZM258 138H260V137H258ZM64 139H65V138H64ZM103 139H102V141H104ZM113 139H114V138H113ZM113 139H110V140L112 141ZM129 139H132V138L129 137ZM129 139H128V141H124V143L121 144V145H123L122 147H124L125 149H126V145H125V144H128V143L130 142ZM135 139H136V138H135ZM135 139H134V140H135ZM14 140H13V141H14ZM62 140H63V139H62ZM87 140H88V139H87ZM93 140H94V137H93V139H92V142H91L90 140H88V143L91 142V145L89 144L90 146H93V145H92ZM121 140H120V141H121ZM134 140H131V145H132V144H136V143H137L138 145L136 144V145H137L136 147H134V145H132L133 147H131V145H128L127 148H129V149H130V147L133 148V149H130L131 151H133L134 149L139 148V149L141 150V152L143 153V152L146 151V149H148L147 146L145 147V145H142V146H144L146 149H145V148L142 149V146L139 145V144H141V142H142L143 139L140 138V140H141V142H140V140H139L140 143L136 142V141H138L137 139H136V141H134ZM144 140H145V139H144ZM261 140H264V138H262ZM261 140H260V141H261ZM63 141H64V140H63ZM65 141H66V142H65ZM65 141H64V142L67 143V141L69 142V139H67V140H65ZM79 141H81V140L79 139ZM82 141H83V140H82ZM85 141H86V140H85ZM85 141L82 142L83 145L86 144ZM113 141H114V140H113ZM122 141H121V142H122ZM133 141H134L135 143H134ZM258 141H259V140H258ZM40 142H41V141H40ZM44 142H45L44 144H46V141H44ZM126 142H127V143H126ZM10 143H11V142H10ZM94 143H95V142H94ZM104 143H105V144H104ZM104 143H103V144H104L105 146H104V145H102V146L105 147V148H107V147L109 146V149L107 148L108 151H109V150L111 149V148H110V144H108V145L106 144V139H105V142H104ZM0 144H1V142H0ZM119 144H120V143H119ZM226 144H227V143H226ZM256 144H257V143H256ZM46 145H47V144H46ZM46 145H45V148H46ZM51 145H52V144H51ZM62 145H63V143H62ZM121 145H120V147H121ZM52 146H53V145H52ZM52 146H50L48 149L53 150ZM90 146H87V149H86V145H84V148H85L86 151H88V153H89L90 151H93L94 154L91 152V153H92V156H93V155H95V152H94V151H95L97 148L94 146L95 148H94V149H93V148L91 149ZM111 146H113V145L111 144ZM116 146H118V145H116ZM139 146H141V147H139ZM37 147H38V151H39V146H37ZM43 147H44V146H43ZM63 147H64V146H62V150H63L64 153H65V147H64V149H63ZM114 147H115V146H114ZM114 147H113V148H114ZM89 148H90V151L88 150ZM12 149H13V147H12ZM115 149H118V150H119L120 148H119V147H116ZM121 149H123V148H121ZM129 149H127L128 152H130ZM139 149H137V150L139 151ZM161 149H162V148H161ZM50 150H49V151H50ZM137 150H136V151H137ZM144 150H145V151H144ZM156 150H158V149H156ZM180 150H181V148H180ZM63 151H62V152H63ZM115 151H116V150H114V152H115ZM123 151H125V150L123 149L122 152H123ZM134 151H135V150H134ZM136 151H135V152H136ZM138 151H137V152H138ZM158 151H159V150H158ZM162 151H163V150H162ZM52 152H54V151H50V155H52V154H51ZM116 152H117V151H116ZM116 152H115L114 154H117ZM128 152L126 151V152H124L123 154H127ZM137 152H136L135 154H132V155H136V156L138 155V156H139V154H138ZM141 152H140V153H141ZM86 153H87V152H86ZM91 153H90V154H91ZM120 153H121V150H120ZM120 153H118V154H120ZM131 153H133V152H131ZM142 153H141V155L143 156L145 153H143V154H142ZM147 153H148V152H147ZM160 153H162V156H163V152H160ZM164 153H165V152H164ZM0 154H1V150H0ZM9 154H10V153L8 152V155H9ZM15 154H16V153H15ZM67 154H68V153L66 152V155H67ZM90 154H88V155H90ZM128 154L130 155V153H128ZM64 155H65V154H64ZM66 155H65V156H66ZM68 155H69V154H68ZM132 155H131V156H132ZM141 155H140V156H141ZM156 155H157V154H156ZM54 156H55V154H54ZM54 156H53L54 159L52 158V156H50V158H52L53 160H55L56 158H55ZM72 156H75L74 159L77 157L76 160H78V158L80 159V157L77 156V155H72ZM92 156H91V158H92ZM116 156H117V155H116ZM116 156H115V157L113 156L114 159H113V157H111V159H113V160H111V163H109V162H110V160H109V162H107V164L109 163V164L112 166V163H113V162L116 163V161H115ZM122 156H123V155H122ZM127 156H128V155H124V157H125L124 159H125V160H127V159H126ZM144 156H145V155H144ZM0 157H1V156H0ZM8 157H10V155H9ZM48 157H49V156H48ZM89 157H90V156H89ZM128 157H129V156H128ZM147 157H148V155H146V158H147ZM1 158H2V157H1ZM1 158H0V159H1ZM65 158H66V160H67V156H66ZM70 158L73 159L71 156H70ZM140 158H141V157H140ZM146 158H144V159H146ZM148 158H149V157H148ZM2 159H3V158H2ZM2 159H1V160H2ZM35 159H37V157H36ZM71 159H70V160H71ZM92 159H93V158H92ZM1 160H0V162H1ZM8 160L11 161V157H10ZM8 160H2V161H3L4 164H8V163H9ZM68 160H69V157H68ZM68 160H67V161H68ZM70 160H69V161H70ZM76 160H75V161H76ZM131 160H132V159L130 158V161H129V162H131ZM148 160H150V159H147V160H146L147 162L145 161V163H148V164H149V161H148ZM4 161H5V162H4ZM7 161H8V163H7ZM56 161L58 162L57 159H56ZM56 161H55V162H56ZM69 161H68V162H69ZM79 161H80V160H79ZM92 161H93V160H92ZM112 161H113V162H112ZM141 161H142V160H141ZM141 161H140V162H141ZM65 162H66V161H64V163H65ZM70 162H71V161H70ZM73 162H74V160H73ZM76 162H78V161H76ZM76 162H75V164H78V163H76ZM126 162H127V161H126ZM218 162H219V161H218ZM58 163H59V162H58ZM79 163L81 164V163H83V162L80 161ZM198 163H199V162H198ZM65 164H66V163H65ZM68 164H69V163H68ZM68 164H66V165L68 166ZM71 164L73 165L72 168L75 169L74 164H73V163H71ZM71 164H70V165H71ZM80 164L77 165L78 167H76V169H79V167H80L81 165H83V164H81V165H80ZM94 164H95V163H94ZM140 164H141V163H140ZM55 165H57V164H55ZM59 165H60V164H59ZM59 165H58V166H59ZM113 165H115V164H113ZM144 165H145V164H144ZM201 165H202V164H201ZM204 165H205V164H204ZM204 165H202V166H204ZM9 166H10V165H9ZM58 166H55V169H57V170L60 172L61 169H58V168L60 167V166H59V167H58ZM75 166H76V165H75ZM96 166H97L96 168L99 167L98 165H96ZM145 166H147V165H145ZM11 167H12V166H11ZM56 167H57V168H56ZM68 167H69V166H68ZM84 167H87V166H85V165H84V166H81V167H80L81 169H79L78 171L80 172V171L82 170V168H84ZM108 167H109V166H108ZM108 167H107V168H108ZM116 167H117L118 169H120L119 166H116ZM116 167H115V168H116ZM148 167L151 168L152 166L150 165V166H148ZM199 167H200V166H199ZM17 168H18V167H17ZM44 168H45V167H44ZM44 168H43V169H39L38 171H40V170L42 171V170H44ZM47 168H48V166H47ZM70 168H71V167H70ZM72 168H71V169H72ZM101 168H102V167H100V169H101ZM109 168H110L109 170H111V167H109ZM121 168H122V167H121ZM141 168H143V167L141 166ZM141 168H139V170H141ZM150 168H148V169L150 170ZM165 168H166V167H165ZM165 168H164V170H166ZM45 169H46V168H45ZM76 169H75V170H76ZM98 169H99V168H98ZM100 169H99V170H100ZM113 169H114V168H112V170L109 171V172L114 171ZM122 169H123V168H122ZM136 169H137V168H136ZM136 169H134V170H136ZM145 169H146V167H145ZM156 169H157V168H155L154 170H156ZM169 169H170V168H169ZM171 169H172V168H171ZM171 169H170V170H171ZM207 169H209V168H207ZM215 169H216V168H215ZM101 170H102V169H101ZM101 170H100L99 174H103L102 171L104 172V170H102V171H101ZM120 170H121V169H120ZM120 170H119V171H120ZM128 170H129V169H128ZM128 170H125V171L127 172ZM134 170L132 169V170H131V171H132V174L130 173V174L133 176V178H134V174H135V172H136V171H139V170H136V171H134ZM152 170H153V169H152ZM152 170H151V171H152ZM157 170H159V168H158ZM157 170H156V171H157ZM164 170H163V169H160L159 172H161V171L163 172ZM213 170H214V169H213ZM76 171H77V170H76ZM76 171H75V173H76ZM83 171H85V173H86V170H85V169H83ZM83 171H81L80 174L77 172V175L75 174V177L81 180V178H79V177H80L79 175H81V173H82V175L84 176L83 179L86 177V179H84V181L86 180L85 182L88 184V187H87V190H88V188H90V186H91V183L95 180L94 177H96V176H94V174H93V177H92L91 173H90V174H89V173H86L87 176H90V175H91V176H90V177L92 178V181H91V178L87 177L86 174H85ZM87 171H88V170H87ZM89 171H91V169H90ZM107 171H108V170H107ZM129 171H130V170H129ZM129 171H128V172H129ZM131 171H130V172H131ZM141 171H144V169L141 170ZM141 171H140V172H141ZM34 172H35V171H34ZM61 172H62V171H61ZM121 172H122V171H121ZM126 172H125V174H127ZM133 172H134V174H133ZM153 172H155V171H153ZM157 172H158V171H157ZM165 172L169 173V171H165ZM170 172H171V171H170ZM199 172H200V170L198 169V174L201 173V172H200V173H199ZM213 172H214V171H213ZM215 172H216V171H215ZM73 173H74V170H73ZM112 173H113V172H112ZM122 173H124V171H123ZM122 173H121V174H122ZM137 173H138V172H137ZM137 173H136V174H137ZM144 173H145V172H144ZM144 173H143V174H144ZM195 173H196V172H195ZM195 173H193V174H195ZM202 173H203V172H202ZM36 174H37V172L34 173L33 177H34V176L37 177ZM84 174H85V175H84ZM110 174H111V173H110ZM136 174H135V178H137V175H138L139 173H138L137 175H136ZM141 174H142V173H140V175H141ZM147 174H150V173H145L144 176H142V177H145V178H146V181L148 180L147 178H151V177H149L150 175L146 176ZM193 174H192V175H193ZM203 174H204V173H203ZM82 175H81V177H82ZM122 175H123V174H122ZM128 175H129V174H128ZM131 175H130V176H131ZM204 175H205V174H204ZM5 176L7 177V174H5ZM5 176H4V177H5ZM100 176H102V177H100V178L103 179V176H104V175H100ZM106 176H107V175H106ZM132 176H131V177H132ZM151 176H152V175H151ZM168 176H169V174H168ZM31 177H32V176H31ZM36 177H35V179H36ZM112 177H113V178H111V177H110V178H111V179H114V176H112ZM122 177H123V176H120V178H122ZM124 177H126V176L124 175ZM124 177H123V178H124ZM127 177H128V176H127ZM139 177H140V176H139ZM142 177H141V178H142ZM170 177H172V175H171ZM213 177H214V176H213ZM26 178H27V177H26ZM28 178H29V179H28ZM28 178H27V180H28V181L30 180L31 182H32V180H33V182H34V180H35L34 178L31 179L30 176H28ZM96 178H97V177H96ZM106 178H107V177H106ZM108 178H109V177H108ZM87 179H88L90 182H89ZM93 179H94V180H93ZM101 179H100V180H101ZM139 179H140V178H139ZM143 179H144V178H143ZM152 179H154L153 176H152ZM168 179H169V177H168ZM171 179H173V180H172L173 183H177V184H178L179 181H181L180 179H178L179 181L177 180L176 182H174L176 179L174 180L173 177H172ZM171 179H170V180H171ZM203 179H204V178H203ZM206 179H207V178H206ZM206 179H205V181H206ZM114 180H115V179H114ZM123 180H125V179H121L120 181H122V183H123V182H124ZM134 180H135V179H134ZM149 180H150V179H149ZM3 181L6 182L5 180H3ZM9 181H10V179H9ZM28 181H27V182H28ZM30 181H29V182H30ZM76 181L78 182V180L75 179V181H74V182L77 184ZM82 181H83V180H82ZM87 181H88V182H87ZM120 181H119V182H120ZM125 181H127V179H126ZM139 181H140V180H139ZM144 181H145V180H144ZM187 181H188V184H187V185L189 186L190 183L192 182V180H190L191 182H190L189 180H184V182H181V183L179 182V183H180V184L185 183V186H186V188H187V187H188V186L186 185V182H187ZM193 181H194V180H193ZM31 182H30V183H31ZM189 182H190V183H189ZM194 182H195V181H194ZM75 183H74V185H73L72 187L75 186ZM139 183H140V182H139ZM142 183H144V182H142ZM142 183H141V184H142ZM164 183H165V182H164ZM196 183H198V182L196 181ZM196 183L193 184V185H197ZM202 183H203V182H202ZM221 183H222V181H221ZM221 183H220V184H221ZM24 184H25V181H24L23 185H24ZM32 184L34 185V183H32ZM119 184H121V183H119ZM134 184H135V183H134ZM134 184H133V182H132V184H130L131 186L129 187V189H130ZM141 184H140V185H141ZM156 184H158V182H156ZM162 184H163V183H162ZM223 184H224V183H223ZM92 185H93V183H92ZM95 185H96V184H95ZM183 185H184V184H183ZM198 185H199V184H198ZM198 185H197V186H198ZM203 185H204V183H203ZM9 186H10V185H9ZM42 186H43V184H42ZM47 186H48V185H47ZM134 186L138 187L139 185H134ZM156 186H157V185H156ZM163 186H164V185H163ZM199 186H200V185H199ZM223 186H225V185H223ZM118 187H119V186H118ZM118 187H116V189H118ZM139 187H140V189L142 190V189H143L142 187H144V185H143V186L141 185V186H139ZM139 187H138L137 189H139ZM195 187H196V186H194V188H195ZM52 188H53V189L55 188L54 185L52 186ZM61 188L63 189V187H61ZM61 188H60V189H61ZM91 188L93 189L92 186H91ZM114 188H115V187H114ZM161 188H162V185H161L160 189H161ZM188 188H191V186H189ZM188 188H187V189H188ZM194 188L192 187L191 189H194ZM199 188H200V187H199ZM202 188H203V187H202ZM6 189H7V188H6ZM6 189L4 190V192L6 191ZM53 189H51V191H52ZM62 189H61V191H62ZM119 189H120V188H119ZM131 189H132V188H131ZM133 189H134V187H133ZM191 189H189V190H191ZM222 189H223V187H222ZM7 190H10V188L7 189ZM39 190L41 191V188H40ZM113 190H115V189H113ZM184 190H185V189H184ZM189 190H188V192H189ZM225 190L231 191V189H228L227 187H226ZM37 191H38V190H37ZM88 191H89V190H88ZM95 191H98V192H99V187H96V188H95ZM102 191H103L102 196H104L105 193H106V194L110 193V192H108V190L105 189V188H104V190H102ZM115 191H116V190H115ZM142 191H143V190H142ZM160 191H161V190H160ZM191 191H192V190H191ZM220 191H221V190H220ZM7 192H8V191H6L5 193H7ZM38 192H39V191H38ZM62 192H63V191H62ZM98 192H97V193H98ZM183 192H184V191H183ZM191 193H192V192H191ZM198 193H199V192H198ZM35 194H37V193H35ZM63 194H64V192H63ZM63 194H61V195L63 196ZM88 194H90V191H89ZM91 194H92V193H91ZM94 194H95V192H94ZM154 194H155V193H154ZM184 194H185V193H184ZM188 194H189V193H188ZM9 195L11 196V194H9ZM9 195L4 196L2 193L0 194V208L3 207V206L5 207V204H6V202H7V201H5V197L8 199V196H9ZM12 195H13V194H12ZM59 195H60V194H59ZM61 195H60V197H62ZM67 195H68V194H66V195L64 194V198L67 197ZM110 195H112V194H110ZM28 196H29V195H28ZM47 196H48V195H47ZM168 196H169V195H168ZM178 196H179V195H178ZM17 197H18V196H17ZM17 197H16V198H17ZM37 197H38V196H37ZM37 197H36V199H37ZM163 197H166V196H163ZM9 198H10V197H9ZM12 198H13V196H12ZM16 198H15V199H16ZM28 198H29V197H28ZM28 198H27V200H28ZM88 198H89V197H88ZM88 198H87V200H88ZM101 198H102V197H101ZM156 198L158 199V197H156ZM175 198H176V197H175ZM186 198H187V197H186ZM188 198H191V197H188ZM10 199H11V198H10ZM32 199H33V198H32ZM59 199H60V198H59ZM142 199H143V197H142ZM168 199H169V198H168ZM11 200L13 201V199H11ZM102 200H103V198H102ZM102 200H100V201H102ZM111 200H113V198H112ZM164 200H166V199H164ZM90 201H91V200H90ZM156 201L158 202V200H156ZM179 201H180V200H179ZM179 201H178V202H179ZM184 201H185V200H184ZM233 201H234V200H233ZM15 202L18 203V202H17V199H16V201L13 202V205H14ZM20 202H21V201H20ZM54 202H55V201H54ZM61 202H62V200L60 201V204H62ZM102 202H103V201H102ZM124 202H125V201H124ZM135 202H136V201H135ZM165 202L167 203V201H165ZM192 202H193V201H192ZM192 202H190V203H192ZM16 203H15V206H16ZM55 203H56V202H55ZM93 203H94V202H93ZM93 203H91V205H90V204H89V200H88V204H89V205H88V204H85V205L88 206V209L90 208V209L88 210L89 212H92V213L95 212V211L98 212V211L100 210V208H103V207H104L105 209L107 208V207L104 206L105 204H102L101 202H99L100 205H97V204L94 205V208L96 207V209H97L98 211H97L96 209H94L95 211H93V209H92V207H93V206H92ZM159 203H160V202H159ZM159 203H157V204L159 205ZM196 203H197V202H196ZM234 203H235V201H234ZM44 204H45V203H44ZM44 204H43V205H44ZM58 204H59V203H58ZM60 204H59V206H60ZM94 204H95V203H94ZM101 204H102L103 207H101ZM124 204H125V203H124ZM175 204H176V203H175ZM193 204H194V203H193ZM193 204H192V205H193ZM197 204H198V203H197ZM56 205H57V203L54 204L53 207L56 206ZM163 205H164V204H163ZM167 205H168V204H167ZM200 205H201V204H200ZM15 206H13V207H15ZM177 206H178V205H177ZM195 206H196V205H195ZM57 207H58V205H57ZM111 207H112V206H111ZM114 207L117 208V206H115V205H114ZM127 207H128V206H127ZM151 207L154 208V206H152V205H151ZM156 207H157V206H156ZM182 207H183V206H182ZM112 208H113V207H112ZM197 208H198V207H197ZM15 209H17V206H16ZM53 209H54V208H53ZM60 209L62 210L61 206L58 207V211H59ZM91 209H92V210H91ZM131 209H132V208H131ZM17 210H18V209H17ZM54 210H55V209H54ZM74 210H75V209H73V213L75 212V213L77 214V212L74 211ZM82 210H83V209H82ZM85 210H86V209H85ZM137 210H138V209H137ZM62 211H63V210H62ZM134 211H135V210H134ZM23 212H25V211H23ZM112 212H113V210H112ZM131 212H132V211H131ZM135 212H136V211H135ZM169 212H170V211H169ZM53 213H54V211H53ZM53 213H52V214H53ZM75 213H74V216H73V217H74V218H73L74 220L77 219V218H75V217L78 216V215L76 216ZM85 213H86V211H85ZM27 214H28V213H27ZM55 214H56V213H55ZM57 214H58V212H57ZM125 214H126V213H125ZM125 214H124V215H125ZM165 214H166V213H165ZM84 215H85V214H84ZM97 215H98V214H97ZM101 215H102V214H101ZM130 215H131V214H130ZM155 215H156V214H155ZM25 216L28 217L27 215H25ZM54 216H55V215H54ZM57 216H58V215H57ZM69 216H70V215H69ZM99 216H100V215H99ZM99 216H98V217H99ZM103 216H104V220H105L106 217H108V216H106V215H103ZM105 216H106V217H105ZM110 216H111V214H110ZM132 216H133V215H132ZM163 216H164V215H163ZM182 216H183V215H182ZM13 217H14V216H13ZM84 217H85V216H84ZM134 217H135V216H134ZM134 217H132V218H134ZM164 217H165V216H164ZM0 218H2V217H0ZM9 218H10V217H8V218H2V220H0V232L3 233V231H4V233H3L4 235L1 236L2 233H1V235H0V236H1L0 241L2 240V241L0 242V245H1V246H0V250H1V247L5 246V244H3V246H2V242L5 243V242L7 241V239H8V238L6 237V236H9L8 234L6 235V231L9 230L8 227L10 226V228H11L12 225L14 224L13 221H11V222H5L4 219L9 220ZM11 218H12V217H11ZM53 218H54V217H53ZM56 218H58V217H56ZM56 218H55V220H56ZM100 218H101V217H100ZM100 218H98L97 221H99ZM108 218H109V217H108ZM137 218H138V217H137ZM174 218H175V217H174ZM59 219H60V217H59ZM94 219H95V218H94ZM102 219H103V218H102ZM110 219H111V218H110ZM110 219H108V221H109ZM122 219H123V218H121V220H122ZM136 220H137V219H136ZM142 220H143V219H141V221H142ZM144 220H145V219H144ZM44 221H45V219H44ZM63 221H64V220H63ZM63 221H62V222H63ZM75 221H76V220H75ZM108 221H107V218H106V222H107V224H108ZM113 221H114V219H113ZM175 221H176V220H175ZM244 221H245V220H244ZM249 221H250V220H249ZM31 222H33V221H31ZM45 222H47V221H45ZM45 222H44V223H45ZM56 222H57V221H56ZM60 222H61V221H58V224H62V222H61V223H60ZM66 222H67V221H66ZM66 222L64 221L63 223L65 224ZM100 222H101V221H100ZM109 222H110V225L112 226V224H111L112 219H111V221H109ZM116 222L118 223V220L115 219V223H116ZM121 222H122V221H121ZM121 222H119L118 224H120ZM127 222H128V221H127ZM173 222H174V221H173ZM113 223H114V222H113ZM117 223H116V224H117ZM128 223H129V222H128ZM131 223H132V222H131ZM32 224H33V223H32ZM34 224H35V226H36V224L38 225V222H36V223H34ZM64 224H62L63 227H64ZM116 224H113V225H116ZM145 224H146V223H145ZM156 224H157V223H156ZM23 225H25V224L23 223L22 225H20V226H18V227H16V228H20V229H21V227H22V228L25 227V230H26V229L28 228V226L31 225V223L29 222V224H28V225L26 224L24 227H23ZM40 225H41V224H40ZM40 225H39V226H40ZM42 225H43V223H42ZM45 225H46V224H45ZM45 225H44V226H45ZM65 225H66V226H65V229H66V227H67V228L69 227V226L67 225V223H66ZM108 225H109V224H108ZM110 225H109V227L111 228ZM127 225H128V224H126V226H127ZM158 225H160V223H159ZM248 225H249V224H248ZM250 225H251V224H250ZM35 226H34V225L31 226L33 230L30 229V231H31V230L33 231V233H32V231H31V234H32V235H35V238H34V236H33L34 240H33V238L31 237L32 235L29 233V230H28V229H27L28 231H25V230H24V231H25V234H24V235H26L25 238H28V235H31V236H29L30 238H28V240L25 239V240L27 241L26 243H27L28 246L33 245L35 242H37V240H36L37 237H39V238H38V241L41 240V239H43V240H41V241H43V244H42V242H41V244L45 246V244L48 242V241L46 242V240L50 239V237L52 238L53 235H52V234H48V235H50L49 238H48V235H47V237H46V236L44 237V235H46L45 231H43V227H44V226H42V229H41L39 226H36V227H35ZM122 226L124 227V225H122ZM31 227L29 226V228H31ZM34 227H35V229H37L38 227H39V228H38L37 231H36V230L34 229ZM61 227H62V226H61ZM63 227H62V228H63ZM109 227H108V228H109ZM114 227H115V226H114ZM119 227H120V226H119ZM141 227H144V226H141ZM59 228H60V227H59ZM69 228H72V227H69ZM125 228H127V227H125ZM135 228H136V227H135ZM144 228H145V227H144ZM156 228H157V226H156L154 229H156ZM128 229H129V227H128ZM17 230H18V229H17ZM17 230H16V231H17ZM21 230H23V229H21ZM40 230H41L43 233H42V232H39V233H42L43 235H40V234H39V235L36 236V234H37L38 231H40ZM62 230H63V229H62ZM62 230H61V231H62ZM70 230L73 231V228L70 229ZM161 230H162V229H161ZM165 230H166V229L163 230V231H164V234H166V233H165ZM217 230H218V229H217ZM243 230H244V229H243ZM35 231H36V232H35ZM65 231H66V230H65ZM68 231H69V229H68ZM72 231H71V232H72ZM106 231H107V230H106ZM158 231H159V230L157 229V232H158ZM26 232H27V233H26ZM122 232H123V231H122ZM16 233H17V232H16ZM35 233H36V234H35ZM73 233H74V232H73ZM73 233H71V234H73ZM103 233L105 234V232H103ZM159 233H160V232H159ZM27 234H28V235H27ZM66 234H68V232H67ZM69 234H70V233H69ZM69 234H68V236H66V237L71 236V234H70V235H69ZM132 234H133V233H132ZM245 234H246V233H245ZM11 235H14V233L12 232ZM11 235H10L9 237H11ZM51 235H52V236H51ZM56 235H57V234H56ZM56 235L53 236V237H56ZM123 235H124V234H123ZM123 235H122V236H123ZM153 235H154V234H153ZM158 235H159V234H158ZM169 235H170V234H169ZM214 235H215V234H214ZM42 236H43L44 238H43ZM119 236H120V235H119ZM12 237H13V236H12ZM12 237H11V238H12ZM40 237H41V238H40ZM57 237H59V236L57 235ZM64 237H65V236H64ZM145 237H149V236L147 235V236H145ZM155 237H156V236H155ZM14 238H15V236H14ZM14 238H13V240H12V239H11V240L14 241ZM46 238H47V239H46ZM123 238H124V237H123ZM151 238H152V236H151ZM3 239L6 240V241H4ZM44 239H46V240L44 241ZM52 239H54V238H52ZM52 239H51V240H52ZM55 239H56V238H55ZM59 239H60V238L56 239V241L59 240ZM65 239H69V238H63L62 240L64 241ZM100 239H101V238H100ZM115 239H116V238H115ZM146 239H147V238H146ZM148 239H149V238H148ZM159 239H160V238H159ZM29 240L34 241V243L31 242V241H29ZM51 240H49V241H51ZM62 240H61V242H62ZM66 241L68 242V240H65L64 243H66ZM70 241H71V240H70ZM70 241H69V242H70ZM101 241H102V240H101ZM120 241H121V240H120ZM123 241H124V240H123ZM144 241H145V240H144ZM147 241H148L147 243H149V240H147ZM151 241H152V240H151ZM161 241H162V240H161ZM28 242H29V244H28ZM44 242H46V243H44ZM69 242H68V243H69ZM89 242H90V241H89ZM121 242H122V241H121ZM21 243H22V242H21ZM31 243H33V244H31ZM37 243H38V242H37ZM37 243H36V244H37ZM56 243H57V242H56ZM98 243H99V242H98ZM116 243H117V241H116ZM116 243H115V244H116ZM139 243H141V242H139ZM139 243H138V244H139ZM36 244H35V245H36ZM41 244H40V243L37 244L38 246L40 245V246H39L40 249L43 247V246H41ZM54 244H55V243H54ZM54 244L51 246L52 248H53ZM88 244H89V243H88ZM10 245H11V244H10ZM21 245H22V244H21ZM27 245H26V246H27ZM35 245H34V246H35ZM46 245H47V244H46ZM90 245H91V243H90ZM136 245H137V244H136ZM144 245H145V244H144ZM156 245H157V244H156ZM161 245H162V244H161ZM6 246H7V245H6ZM26 246H25V248H26L25 251L22 252V253H24V254L26 253V250H27V248H28V246H27V247H26ZM98 246H99V245H98ZM115 246H116V245H115ZM145 246H146V245H145ZM149 246H150V245H149ZM7 247H8V246H7ZM48 247H49V242H48ZM48 247H46V248H48ZM88 247H89V246H88ZM91 247H92V246H91ZM134 247H135V246H134ZM134 247H133V248H134ZM137 247H138V248H137ZM137 247H135V248H137V250H138L139 248H141V247H143V246L139 247V245H138ZM150 247H151V246H150ZM11 248H12V247H11ZM13 248H14V247H13ZM18 248H19V247H18ZM21 248H22V246H21ZM46 248L44 249V251L46 250ZM135 248H134V250H136ZM152 248H153V247H152ZM156 248H157V247H156ZM156 248H155L154 250H156ZM158 248H159V247H158ZM7 249H8V248H7ZM7 249H6V247H5L4 250H7ZM32 249H37V246L32 247ZM42 249H43V248H42ZM42 249H41V250H42ZM53 249H54V248H53ZM96 249H97V248H96ZM98 249H99V248H98ZM165 249H166V248H165ZM10 250H11V252H12L14 249H13V250L10 249ZM37 250L39 251V248H38ZM41 250H40V253H39V255H40V254H41V255L38 257V253H37V255H36L37 257H36V258H39V259L41 258V259H42L44 253H43V251H41ZM115 250H116V249H115ZM131 250H132V252H131ZM14 251H15V250H14ZM20 251H21V250H20ZM22 251H23V248H22ZM129 251L131 252V254H130V252L128 253V251H125V252L128 253L129 257L124 255L126 258H123V259H124L123 261L126 262L127 260H129V261H128L129 264H130V262L133 263V261H134L136 264H145V263H146V264H149V263H148L149 260H148L147 258H145V254H146V256L148 257L147 253H144L145 251H144V252H143V251H133L132 248H131ZM151 251H152V249H151ZM3 252H4V251H3ZM11 252H10V253H11ZM46 252L48 253V250H46ZM46 252H45V253H46ZM7 253L9 254L8 250H7ZM13 253H14V252H13ZM22 253H20V255H21ZM86 253H87V252H86ZM113 253H114V252H113ZM123 253H124V251H123ZM127 253H126V254H127ZM153 253H154V252H153ZM0 254H1V253H0ZM35 254H36V253H35ZM42 254H43V255H42ZM5 255H7V254H5ZM18 255H19V254H18ZM18 255H14V256H17L16 258L13 256V258H14V262H15V259H18V258H19ZM63 255H64V254H63ZM82 255H83V254H82ZM98 255H101V254L99 253ZM112 255H113V254H112ZM182 255H183V254H182ZM26 256H27V254H26ZM46 256H47V255H46ZM46 256H45V257H46ZM132 256H134V259L131 258ZM34 257H35V255H33V258H34ZM45 257H44V258H45ZM63 257H64V256H63ZM112 257H113V256H112ZM112 257H110V258H112ZM26 258L28 259V257H26ZM36 258H34V259L37 261V263L40 262V261H42L41 259L38 260V259H36ZM79 258H80V257H79ZM82 258H83V257H81V259H82ZM96 258H97V257H96ZM96 258H95V259H96ZM110 258H108V259H110ZM121 258H122V257H121ZM219 258H221V257H219ZM1 259H2V258H1ZM75 259H77V258H75ZM75 259H73V260L75 261ZM102 259H103V258H102ZM102 259H99V260L101 261ZM105 259H106V258H105ZM105 259H104V260H105ZM108 259H107V260H108ZM113 259H114V258H113ZM179 259H180V258H179ZM99 260L97 259V264L100 262ZM146 260H148V261H146ZM0 261H1V260H0ZM10 261H11V259H10ZM83 261H84V260H83ZM98 261H99V262H98ZM14 262H13V264H14ZM25 262H26V261H25ZM103 262H104V261H101L99 264H105V263L108 262V261L105 260V262H104V263H103ZM169 262H170V261H169ZM10 263H12V262H10ZM71 263L73 264L72 260H71ZM78 263H82V262L80 261V262H78ZM108 263H109V264H110V263H112V264H113V263L121 264L119 261H116V262H115V260H114L113 262H112V260H111V261L108 262ZM108 263H106V264H108ZM123 263H124V262H123ZM135 263H134V264H135ZM160 263H161V262H160ZM23 264H24V263H23ZM48 264H50V263L48 262ZM75 264H76V263H75ZM124 264H125V263H124ZM126 264H128V263H126ZM219 264H220V263H219ZM234 264H235V263H234Z\"/></svg>", "mask_w": 264, "mask_h": 264}]
</instances>
